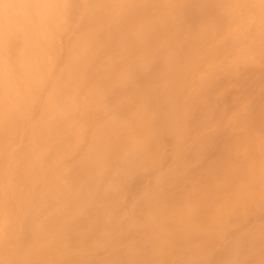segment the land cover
I'll list each match as a JSON object with an SVG mask.
<instances>
[{
    "label": "clouds",
    "instance_id": "1",
    "mask_svg": "<svg viewBox=\"0 0 264 264\" xmlns=\"http://www.w3.org/2000/svg\"><path fill=\"white\" fill-rule=\"evenodd\" d=\"M78 4L0 0V264H264L259 0ZM81 16L85 31L61 23ZM49 32L77 38L62 47L51 91L40 86ZM28 109L34 118L20 119ZM10 116L29 137L13 193ZM210 161L236 169L229 182L246 219L212 218L198 196Z\"/></svg>",
    "mask_w": 264,
    "mask_h": 264
},
{
    "label": "snow or ice",
    "instance_id": "2",
    "mask_svg": "<svg viewBox=\"0 0 264 264\" xmlns=\"http://www.w3.org/2000/svg\"><path fill=\"white\" fill-rule=\"evenodd\" d=\"M261 11L264 12V0H259ZM88 6V0H79L78 7L86 8ZM62 24H73L75 32H82L86 30L83 17H77L74 21L69 18H64L61 21ZM209 29L216 32V26L214 24L209 25ZM233 29L231 28V21L229 27L226 29L224 37L227 39L232 35ZM62 46L60 55H49L48 62L51 68L58 69L59 72H63V65L61 64ZM239 57L232 61L234 67L238 66ZM208 69H205L201 73V78L206 77ZM41 88L49 89L54 88V84L47 76H42L40 80ZM246 111V106H241L230 117L229 123L240 121L243 113ZM35 114L31 109L26 110L20 119H33ZM17 117L10 116L9 123L5 130L4 138V159H5V176H6V188L7 191L13 193L17 189L18 180V167L17 161L22 150H24L29 144V137L27 133L18 127L16 123ZM199 165L197 164V167ZM236 169L222 167L220 161H210L207 166L201 171V173L194 180V184L197 186V193L200 199L207 201L213 208L212 218L216 216L234 215L245 212V208L242 204L235 201V191L229 182V177L234 174ZM205 215H208V210H204Z\"/></svg>",
    "mask_w": 264,
    "mask_h": 264
},
{
    "label": "bare ground",
    "instance_id": "3",
    "mask_svg": "<svg viewBox=\"0 0 264 264\" xmlns=\"http://www.w3.org/2000/svg\"><path fill=\"white\" fill-rule=\"evenodd\" d=\"M44 39L47 40L48 47L50 49L51 55H60L61 54V46L75 45L77 44V38L73 36L71 33L64 34L62 37L57 33H43ZM108 45V41L105 38H100L96 40L92 44V49L99 55H103L106 47ZM31 48V42H29V50ZM26 58L28 56V50H26ZM59 74L58 69H53L49 65L48 58L43 65V75L51 78H55ZM239 219L244 220L247 218L246 213H238L236 214Z\"/></svg>",
    "mask_w": 264,
    "mask_h": 264
}]
</instances>
